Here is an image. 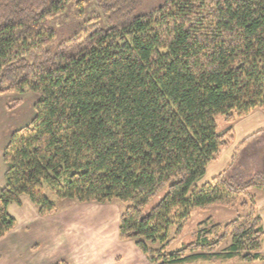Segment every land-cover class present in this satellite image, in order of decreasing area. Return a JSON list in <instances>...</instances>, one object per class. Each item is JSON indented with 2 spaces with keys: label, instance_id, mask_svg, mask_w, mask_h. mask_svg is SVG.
<instances>
[{
  "label": "trees",
  "instance_id": "1",
  "mask_svg": "<svg viewBox=\"0 0 264 264\" xmlns=\"http://www.w3.org/2000/svg\"><path fill=\"white\" fill-rule=\"evenodd\" d=\"M68 1L0 0V94L39 95L2 153L0 239L15 228L8 206L22 195L41 215L56 212L49 187L60 198L127 202L119 237L155 263L258 259L264 229L250 190L264 189V172L242 179L231 164L196 181L233 138L216 116L233 123L264 110V0H165L146 14L137 0H95L107 24L52 51L50 19ZM213 204L241 212L199 222L169 250L192 209Z\"/></svg>",
  "mask_w": 264,
  "mask_h": 264
},
{
  "label": "rangeland",
  "instance_id": "2",
  "mask_svg": "<svg viewBox=\"0 0 264 264\" xmlns=\"http://www.w3.org/2000/svg\"><path fill=\"white\" fill-rule=\"evenodd\" d=\"M164 1L137 0L136 14H146ZM93 23L101 26L107 24L95 0H69L50 19L55 30V36L49 43L50 49L54 51L59 41L82 33L85 27ZM38 98L39 95L32 91L0 94V189L5 183L3 150L10 134L34 117ZM245 117L228 123L223 115H217V130L223 131L229 125L233 129L240 121L251 124L250 119ZM253 119L252 117L251 121ZM259 122L264 120L257 123ZM249 130L247 127L246 133ZM232 133L231 143L221 148L219 156L207 165L205 174L196 184L205 182L217 172L226 169L234 159L238 163L229 169L232 168L231 172L242 179L248 178L257 169V165L261 164L260 159H264V137L255 141L253 136L247 139L249 137H245V134L242 138L238 137L234 129ZM244 160L249 164H244ZM165 190L166 188H162L155 193L144 210L147 211L155 205ZM250 191L255 195L254 207L262 219L264 229V204L261 202L264 189L253 188ZM43 192L56 206L54 214L41 215L38 206L26 195L21 196L20 203H11L8 206V212L15 218L16 226L0 239V264H159L148 259L137 246L136 239L123 240L119 237V222L127 202L120 199L97 202L60 198L49 187H45ZM239 212L241 210L238 204L228 207L213 204L207 209L193 208L180 237L170 243L169 250L190 241L199 222L210 218L213 222L225 223ZM175 230L176 227L171 226L170 236H173ZM154 246L158 247L159 244ZM192 264H264V235L261 256L258 259L248 261L236 257L222 262Z\"/></svg>",
  "mask_w": 264,
  "mask_h": 264
},
{
  "label": "crops",
  "instance_id": "3",
  "mask_svg": "<svg viewBox=\"0 0 264 264\" xmlns=\"http://www.w3.org/2000/svg\"><path fill=\"white\" fill-rule=\"evenodd\" d=\"M252 117L254 118L253 121H251V118ZM245 118H249L251 124L247 125V124L240 123L242 121H240L239 123L235 124V127H233L235 134H238V137L241 136V138L245 134V137H249L247 139H250V137L253 136V138L255 139V141L262 140L263 137H264V122H259V123H257V122L258 121H261V120H264V111L255 110L250 115L246 116ZM243 120H245V119H243ZM247 127H249V129H250L249 130V133H246V128ZM261 148H263V147H261ZM255 160H259V159H255ZM260 161H261V164L260 165H257V169H255L253 171V173L254 172H257V171H263L264 172V159H260ZM243 162H244V164H249L248 161H246V160H244ZM235 163H238V162H237V160L234 159L233 162H232V164L234 165L233 167H235ZM250 164L253 165V162H251ZM254 165H256V163ZM219 172H217V173H219ZM216 174H214V175H216ZM261 202L264 204V198H262V201Z\"/></svg>",
  "mask_w": 264,
  "mask_h": 264
}]
</instances>
